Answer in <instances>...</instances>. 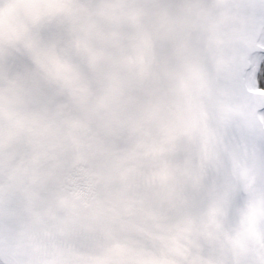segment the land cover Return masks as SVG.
Instances as JSON below:
<instances>
[{"label":"snow or ice","instance_id":"snow-or-ice-1","mask_svg":"<svg viewBox=\"0 0 264 264\" xmlns=\"http://www.w3.org/2000/svg\"><path fill=\"white\" fill-rule=\"evenodd\" d=\"M0 264H264V0H0Z\"/></svg>","mask_w":264,"mask_h":264}]
</instances>
